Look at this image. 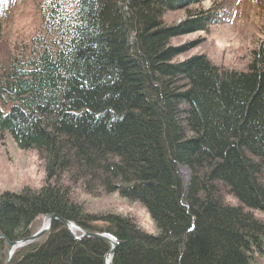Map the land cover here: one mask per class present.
<instances>
[{
	"label": "trees",
	"instance_id": "trees-1",
	"mask_svg": "<svg viewBox=\"0 0 264 264\" xmlns=\"http://www.w3.org/2000/svg\"><path fill=\"white\" fill-rule=\"evenodd\" d=\"M34 1L38 33L8 48L11 0H0V134L34 149L46 177L0 193V232L15 238L57 213L117 236L113 264L264 260V39L241 69L204 53L179 60L192 43L172 40L206 31L213 16H164L195 2ZM76 191L139 202L156 233L114 211L89 214ZM107 249L55 222L10 264H103Z\"/></svg>",
	"mask_w": 264,
	"mask_h": 264
},
{
	"label": "rangeland",
	"instance_id": "rangeland-1",
	"mask_svg": "<svg viewBox=\"0 0 264 264\" xmlns=\"http://www.w3.org/2000/svg\"><path fill=\"white\" fill-rule=\"evenodd\" d=\"M189 2L195 3L186 10L167 12L164 21L168 25H174L190 17V14L194 15L197 12L206 14L207 11L214 20L207 24L206 31L189 33L172 40V44L175 45L192 43L191 49L178 59L204 53L217 65L238 69L246 67L250 51L257 48L264 39V0H189ZM10 3L4 23L8 48L14 41L20 44L21 40L24 42L28 38L31 39L38 33L41 25L37 2L20 0L13 3L11 0ZM181 170L184 180H187V170L184 168ZM45 177L44 161L34 149L22 150L11 136L0 134V193L5 191L18 193L25 187L39 188L44 185ZM75 195L84 210L91 215L114 211L128 215L149 233L157 231L147 209L139 203L121 198L117 193L99 198L81 191H76ZM43 223L44 217L39 218L34 231L44 226ZM259 264H264V260Z\"/></svg>",
	"mask_w": 264,
	"mask_h": 264
},
{
	"label": "bare ground",
	"instance_id": "bare-ground-1",
	"mask_svg": "<svg viewBox=\"0 0 264 264\" xmlns=\"http://www.w3.org/2000/svg\"><path fill=\"white\" fill-rule=\"evenodd\" d=\"M45 170V169H44ZM183 172V171H182ZM45 175H46V172H45ZM136 203H139V202H136ZM140 204V203H139ZM142 205V204H141ZM143 206V205H142ZM144 207V206H143ZM145 208V207H144ZM146 209V208H145ZM49 214H52V213H47V214H44V215H39V216H37V217H35L34 219H33V221H32V223H30L29 225H28V227L26 228V229H24L17 237H15V238H11V237H7L6 235H4V234H2L1 232H0V241L1 240H3L2 242H3V244H4V246H3V248H2V251H0V253H1V255H3L2 257H4V258H8L9 257V255L11 256L10 257V259H9V264L11 263V261L14 259V255H15V251H17V250H19L20 249V247H13V248H11V246H10V244H9V242H14L15 240H22V239H24V238H28V237H30L32 234H34V230H36L35 229V221H38V219L39 218H41V217H44V223H43V225L44 226H46L49 222H48V218H46V216H48ZM63 217V216H62ZM67 219V218H66ZM67 220H70V219H67ZM70 221H72L73 223H75L78 227H80V228H82L83 230H86V231H90V232H92V233H104V234H107V235H110V236H115L112 232H110V231H107V230H105V229H102V230H88V229H86V228H84V227H82V226H80L78 223H76L75 221H73V220H70ZM55 222H59L58 220H55L54 221V223H53V226H54V224H55ZM60 223V222H59ZM69 233H70V231L65 227V225L64 224H62V223H60ZM92 224V223H91ZM95 224H97V223H95ZM53 226H52V228H53ZM77 226H73L72 227V231L75 233V235L76 236H78V237H81V235H82V232H81V230L80 229H78L77 228ZM96 226H98L99 228H101L102 227V224L101 223H99V225H96ZM95 226V228H98V227H96ZM42 227V226H41ZM52 228H51V230H50V232L52 231ZM39 230V229H38ZM0 231H1V229H0ZM34 231V232H33ZM49 232V233H50ZM36 233V232H35ZM46 234L47 233H44V234H42L39 238H37L36 240H34V241H32V242H29V243H27L26 245H25V247H27V246H30V245H34V243H39V242H42L43 240H44V238H45V236H46ZM48 235V234H47ZM70 235L72 236V234L70 233ZM73 237V236H72ZM117 239H118V237L117 236H115ZM74 238V237H73ZM87 238H89V239H94V240H100V241H103V242H106L107 244H108V249L105 251V253H104V255H103V264H104V256H105V254L111 249V247H112V245H111V243L109 242V241H107V240H103V239H98V238H93V237H90V236H86V237H84V238H82V239H80V240H78V241H82V240H84V239H87ZM75 239V238H74ZM75 240H77V239H75ZM119 240V239H118ZM46 241V240H45ZM119 245H120V241H119ZM119 245H118V247H119ZM118 247L116 248V251H115V253H114V255L111 257V258H107L106 259V264H113V259H114V256H115V254H116V252H117V249H118Z\"/></svg>",
	"mask_w": 264,
	"mask_h": 264
},
{
	"label": "water",
	"instance_id": "water-1",
	"mask_svg": "<svg viewBox=\"0 0 264 264\" xmlns=\"http://www.w3.org/2000/svg\"><path fill=\"white\" fill-rule=\"evenodd\" d=\"M46 218H48V222H49L46 226H42L38 231H36V233L32 234L28 238H24L22 240H15L14 242H9L11 248H13V247H22V246L26 245L27 243L36 240L42 234L50 232L55 220H58L60 223L64 224L65 227L70 231L72 236L75 239H77V240H80V239H82V238H84L86 236H90V237H93V238H98V239H103V240L109 241L111 243L112 247L104 256V264H106V259L107 258H111L114 255V253L116 251V248L119 245V240L115 236H113V235L110 236V235H107V234H104V233H92L90 231L83 230L82 228L78 227L72 221L67 220L66 218L62 217L61 215H59L57 213L49 214L48 216H46ZM73 226H77V228L81 230V232H82L81 237L76 236L75 233L72 231V227ZM10 257L11 256L9 255V257L6 259L5 264H9Z\"/></svg>",
	"mask_w": 264,
	"mask_h": 264
}]
</instances>
